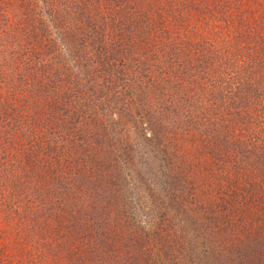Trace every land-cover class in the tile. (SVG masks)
<instances>
[{
  "label": "rangeland",
  "instance_id": "1",
  "mask_svg": "<svg viewBox=\"0 0 264 264\" xmlns=\"http://www.w3.org/2000/svg\"><path fill=\"white\" fill-rule=\"evenodd\" d=\"M261 54L264 0H0V264H264Z\"/></svg>",
  "mask_w": 264,
  "mask_h": 264
},
{
  "label": "trees",
  "instance_id": "2",
  "mask_svg": "<svg viewBox=\"0 0 264 264\" xmlns=\"http://www.w3.org/2000/svg\"><path fill=\"white\" fill-rule=\"evenodd\" d=\"M175 9H177V7H175ZM174 15V14H173ZM78 16L80 17V15L78 14ZM74 28H76V30L79 32H82V30L84 31V27H82L81 25H79V24H77V26L76 25H74ZM119 28V31H118V33H117V38H118V40L115 42V44H116V48L118 47V50H119V52H123L124 51V48H125V39H127L128 37H127V34H125V33H123L124 32V29H123V27H118ZM122 31V32H121ZM79 32V33H80ZM203 37V35L201 36V38ZM163 40H161L160 41V43H161V45H159L162 49H163V55H165V56H167L168 55V53L170 52V48H169V46H167V44L165 43V42H162ZM167 47H168V50H167ZM164 49L166 50L165 52H164ZM255 51H257V50H255ZM189 51H187V53H188ZM259 54L261 53V52H258ZM192 54L194 55V56H196V57H198L199 56V52H195V51H193L192 52ZM259 54H258V56H259ZM261 58H260V62H264V54H261V56H260ZM257 59H258V57H257ZM247 61H249V60H247ZM264 70V69H263ZM250 259V258H249Z\"/></svg>",
  "mask_w": 264,
  "mask_h": 264
}]
</instances>
